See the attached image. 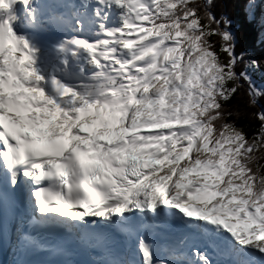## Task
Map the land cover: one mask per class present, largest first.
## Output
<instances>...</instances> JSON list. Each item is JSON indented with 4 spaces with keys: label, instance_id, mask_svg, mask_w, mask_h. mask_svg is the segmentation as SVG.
<instances>
[{
    "label": "snow or ice",
    "instance_id": "obj_1",
    "mask_svg": "<svg viewBox=\"0 0 264 264\" xmlns=\"http://www.w3.org/2000/svg\"><path fill=\"white\" fill-rule=\"evenodd\" d=\"M231 7L0 0L11 264H264V63L238 50ZM241 95L255 125L229 110Z\"/></svg>",
    "mask_w": 264,
    "mask_h": 264
},
{
    "label": "trees",
    "instance_id": "obj_2",
    "mask_svg": "<svg viewBox=\"0 0 264 264\" xmlns=\"http://www.w3.org/2000/svg\"><path fill=\"white\" fill-rule=\"evenodd\" d=\"M257 7L255 10L256 20L249 22L245 8L248 0H230L234 5L229 10V15L233 20L234 31L236 32L239 47L238 50H244L249 54L255 52L256 60L264 62V30L260 27V21L264 18V0H256ZM255 83L264 87V72L253 74ZM260 105L264 106V98L260 100ZM229 110L234 114L237 123L255 125L256 121L252 113L257 109L249 108L247 97L241 95L229 106Z\"/></svg>",
    "mask_w": 264,
    "mask_h": 264
},
{
    "label": "rangeland",
    "instance_id": "obj_3",
    "mask_svg": "<svg viewBox=\"0 0 264 264\" xmlns=\"http://www.w3.org/2000/svg\"><path fill=\"white\" fill-rule=\"evenodd\" d=\"M250 56L252 57V58H255V52L254 53H250ZM256 59H258V58H256ZM264 63V62H263ZM255 82V81H254ZM256 85H257V87H261L260 86V84L259 83H255Z\"/></svg>",
    "mask_w": 264,
    "mask_h": 264
},
{
    "label": "bare ground",
    "instance_id": "obj_4",
    "mask_svg": "<svg viewBox=\"0 0 264 264\" xmlns=\"http://www.w3.org/2000/svg\"><path fill=\"white\" fill-rule=\"evenodd\" d=\"M209 251H211V249H209Z\"/></svg>",
    "mask_w": 264,
    "mask_h": 264
}]
</instances>
